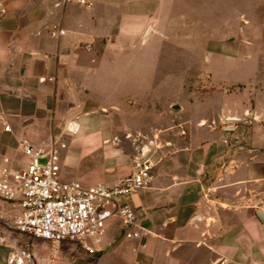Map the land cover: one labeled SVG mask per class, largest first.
Instances as JSON below:
<instances>
[{"label": "crops", "instance_id": "1", "mask_svg": "<svg viewBox=\"0 0 264 264\" xmlns=\"http://www.w3.org/2000/svg\"><path fill=\"white\" fill-rule=\"evenodd\" d=\"M0 3L7 8L0 16V165L24 160L28 141L58 149L65 180L75 172L85 184L115 183L134 171L151 144L142 148L118 132V108L103 95L116 86L113 66L129 60L117 56L125 26L165 12L168 0H96L92 8L68 0ZM150 23L144 39L160 19ZM251 114L221 127L200 122L188 137L152 143L153 180L132 197L142 235L126 236L112 218L100 241L77 239L95 254L75 240L9 230L21 207L0 195V264L22 250L29 254L23 264H264V207L254 206L264 198V124Z\"/></svg>", "mask_w": 264, "mask_h": 264}, {"label": "rangeland", "instance_id": "2", "mask_svg": "<svg viewBox=\"0 0 264 264\" xmlns=\"http://www.w3.org/2000/svg\"><path fill=\"white\" fill-rule=\"evenodd\" d=\"M166 6L126 25L128 36L117 43V56L129 60L111 66L116 86L103 97L118 108V132L143 148L188 137L200 122L234 123V115L253 113L264 124V0H168ZM156 19L158 28L144 39ZM74 173L65 172L69 179Z\"/></svg>", "mask_w": 264, "mask_h": 264}, {"label": "built area", "instance_id": "3", "mask_svg": "<svg viewBox=\"0 0 264 264\" xmlns=\"http://www.w3.org/2000/svg\"><path fill=\"white\" fill-rule=\"evenodd\" d=\"M68 1L88 8L96 3V0ZM6 13L7 8L0 3V16ZM62 32V29L53 30L52 34ZM86 48L90 50L91 46ZM5 129L11 130L10 125ZM65 146L61 143V147ZM22 151L25 159L17 165H0V195L5 201L21 207V212L7 221L9 230L52 242L86 238L98 242L107 222L117 218L126 236L142 235L143 226L132 197L150 186L153 180L154 163L149 157L138 159L134 171L118 182L85 184L61 177V155L57 148L43 150L23 141ZM254 206L263 208L264 198L256 200ZM90 250L95 252L94 248ZM28 256V252L22 250L12 254L9 262L23 264Z\"/></svg>", "mask_w": 264, "mask_h": 264}, {"label": "water", "instance_id": "4", "mask_svg": "<svg viewBox=\"0 0 264 264\" xmlns=\"http://www.w3.org/2000/svg\"><path fill=\"white\" fill-rule=\"evenodd\" d=\"M152 24H153V22L150 23V25L148 26L145 35H146V34L149 32V30L151 29ZM206 58L208 59V56H206ZM245 114H246L247 116H251V115H252L251 113H245ZM230 118L233 119V120H238V119H239V117H238V116H235V115H234V116H231ZM227 127H231V126H227ZM152 148H153V144H151V147L149 148V150H148L147 152L141 154V156L139 157V159L143 160V159L148 158L149 155H150V153H151V151H152Z\"/></svg>", "mask_w": 264, "mask_h": 264}]
</instances>
